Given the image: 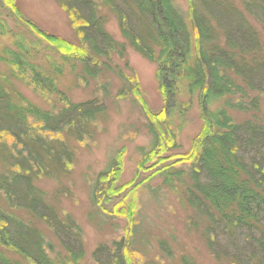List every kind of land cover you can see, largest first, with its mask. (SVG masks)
Here are the masks:
<instances>
[{
	"label": "trees",
	"instance_id": "trees-1",
	"mask_svg": "<svg viewBox=\"0 0 264 264\" xmlns=\"http://www.w3.org/2000/svg\"><path fill=\"white\" fill-rule=\"evenodd\" d=\"M4 1L38 38L46 44L62 45L67 56L77 53L87 68L91 64L98 69L108 65L112 53L125 57V45L103 28L98 0H58L74 25L78 45L41 29L21 12L15 0ZM101 2L116 14L130 45L155 63L162 106L159 111L149 110L152 116H168L174 108L177 114L185 115L192 100L199 108L201 132L193 138L189 153L174 156L182 157L183 164L188 165L191 186L187 187V201L206 221L208 250L229 264H264V123H237L230 114L231 110L258 109L259 96L248 98L249 91L264 97V45L245 14L264 26V0H243L244 11L230 0H187V17L174 0ZM19 37V49L8 50L9 62L36 91L52 94L56 89L54 77L30 62V51L23 36ZM124 66L117 71L131 84L124 89H135L138 95L136 75L127 61ZM124 89L119 94H124ZM222 100L223 106L209 108ZM92 103L67 101L55 114L43 113L26 101L15 104L0 83V199L4 203L0 204V246L17 253L27 264H62L64 260L51 257L54 245L39 228L15 214L17 210L50 230L66 254L65 262L77 261L84 254L80 227L68 214L60 216L35 182L67 172L72 153L60 136L65 132L76 137L87 133V122L98 110L97 103ZM166 123L170 143H174L176 134ZM163 149V144L154 145L144 155L142 167L174 157L162 156ZM246 149L258 151L257 156H245ZM118 170L101 172L98 180L109 175L117 179ZM124 186L119 181L113 191ZM131 197L128 194L116 203L113 213L129 217L134 208ZM218 236L224 241L219 242ZM161 244V249L171 254L163 248L165 242ZM134 251L129 241L124 244L122 236L110 247L99 244L93 251V262L140 264ZM181 262L195 264L186 256ZM0 264L20 263L0 254Z\"/></svg>",
	"mask_w": 264,
	"mask_h": 264
},
{
	"label": "rangeland",
	"instance_id": "rangeland-1",
	"mask_svg": "<svg viewBox=\"0 0 264 264\" xmlns=\"http://www.w3.org/2000/svg\"><path fill=\"white\" fill-rule=\"evenodd\" d=\"M230 1L244 11L243 0ZM15 2L21 12L41 29L79 44L74 25L58 0ZM174 2L187 17V0ZM98 5L104 30L125 45L124 59L112 53L110 60L107 59L109 64L99 69L93 64L87 68L76 57L77 53L67 56L63 47L60 48L62 45L46 44L10 11L4 0H0V83L6 86L12 101L22 105L26 101L40 112L53 114L63 109L67 101L78 104L96 102L98 107L95 116L87 122L85 135L76 137L65 132L60 136L72 153L67 172L53 178L42 177L35 182L60 216L68 214L80 227L82 258L65 262V252L44 224L33 220L24 211L17 210L15 214L41 230L55 247L51 257L58 262L64 260L62 264H94L92 254L97 246L110 247L122 236L124 244L129 241L134 248L140 264H182L183 256L195 264H229L223 257L216 259L208 250L206 221L187 201V187L191 186L188 165L183 164L182 157L174 156L189 153L193 138L202 130V117L196 102L192 100L185 115L177 114L174 108L168 116H152L149 110L159 111L162 106L155 63L144 58L124 38L116 14L101 0ZM245 14L264 45V26L254 16ZM20 35L30 51V62L54 77L56 89L52 94L36 91L26 76L16 72L9 62L8 50L19 49L17 40ZM125 61L140 84L138 95L134 94L135 89L125 91L124 88L131 84L117 73L119 68H125ZM123 89L124 94H119ZM253 95L259 96L258 109L230 111L237 123H264V97L249 91L248 98ZM224 102L219 101L209 108L217 109ZM166 122L176 134L174 143H170L171 131ZM160 144L165 149L160 152L162 156L173 154L174 157L150 168L142 167L144 155ZM243 152L245 156H257L258 151L246 149ZM110 168L119 169L115 171L118 178L109 175L98 180L99 174ZM169 171L172 173L168 174ZM119 181L126 186L114 192L113 185ZM128 194L134 200V206L131 205L133 213L129 217L113 213L114 205ZM0 204H4L1 199ZM162 241L167 246L163 248H168L171 254L161 249ZM218 241L223 242L224 238L218 236ZM0 254L12 262L28 263L17 253L1 246Z\"/></svg>",
	"mask_w": 264,
	"mask_h": 264
}]
</instances>
